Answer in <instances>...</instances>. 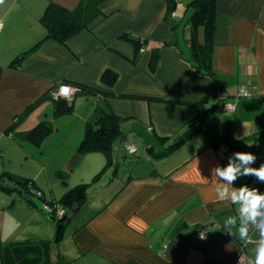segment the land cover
Returning <instances> with one entry per match:
<instances>
[{
  "label": "crops",
  "instance_id": "0c3cea01",
  "mask_svg": "<svg viewBox=\"0 0 264 264\" xmlns=\"http://www.w3.org/2000/svg\"><path fill=\"white\" fill-rule=\"evenodd\" d=\"M82 1L0 0V134L24 115L0 139V252L56 240L57 222L44 205L71 213L64 199L85 185L86 197L61 233L70 264H232L245 242L239 205L220 201L216 188L264 193V183L248 175L227 185L214 168L234 152L253 154L251 167H260L264 0H216L207 44L193 22V0H95L80 32L66 42L46 38L47 6L72 10ZM59 83L90 91L56 116L49 94ZM241 89L249 95L238 97ZM224 101L235 102V112L219 107ZM104 111L121 117L122 133L110 152H81ZM44 121L53 131L41 143L17 138ZM11 177L32 180L29 194L38 202L2 189ZM248 233L255 258L251 222Z\"/></svg>",
  "mask_w": 264,
  "mask_h": 264
},
{
  "label": "trees",
  "instance_id": "16d2710c",
  "mask_svg": "<svg viewBox=\"0 0 264 264\" xmlns=\"http://www.w3.org/2000/svg\"><path fill=\"white\" fill-rule=\"evenodd\" d=\"M215 3L216 0H193L192 2L196 8L193 19L194 25L197 27H203L206 37V44L209 42L214 30V21L216 15ZM94 6H97L95 0H83L78 5V7L72 10L60 6L54 2L50 3L47 6L42 18L43 22L48 27L46 38H55L61 42H66L71 36L77 34L86 26V22L90 17H92L93 11L95 9ZM201 53L202 55H206V59L210 58L208 47L204 46L201 49ZM71 85L77 88L75 96L90 91L81 85ZM49 97H52L51 92ZM72 102L73 101H67L66 99L55 100V115L60 116L70 113L72 111ZM23 116L24 115L18 116L14 125H12L9 130H6L2 134L9 135L13 133L16 123H18ZM121 121V117L115 113L104 111L96 124L89 125L87 133L81 142L80 151L110 152L114 139L116 136L122 133ZM52 131L53 128L51 124L47 121H44L39 123L34 129L28 132L16 133V136L21 140L33 139L36 142L41 143L52 133ZM192 132L195 131H191L190 134H192ZM182 141H180L178 144H180ZM175 146L176 144L172 146L173 149ZM11 179L15 184L29 193L31 185L33 184L32 180L18 177H11ZM1 186L2 189L9 191L14 189L9 185H4L3 182ZM85 188V185H80L67 193L64 199V204L70 208L71 213L65 209V214L63 217H57L54 214H50L58 225V235L56 240L42 241L40 243L28 242L12 244L3 247L0 252L2 264H70V261L65 258L59 248L60 239L62 236L61 233L71 215L74 213V211L79 209L84 198L86 197Z\"/></svg>",
  "mask_w": 264,
  "mask_h": 264
},
{
  "label": "clouds",
  "instance_id": "9594fccd",
  "mask_svg": "<svg viewBox=\"0 0 264 264\" xmlns=\"http://www.w3.org/2000/svg\"><path fill=\"white\" fill-rule=\"evenodd\" d=\"M241 91L243 93V89ZM255 160L256 157L251 153L234 152L228 157L227 164L217 165L214 172L216 177L227 182V185H233L239 178L248 175H254L260 183H264V165L252 168L251 165ZM242 166H244L243 171L241 170ZM216 193L220 201L230 200L233 204L239 205L238 232L242 240L246 241L249 238L248 222L255 225L258 233V241L254 249L256 264H264V193L252 190L246 185L229 191V187L224 184L217 186ZM226 223L229 226H234L237 221L235 218H228Z\"/></svg>",
  "mask_w": 264,
  "mask_h": 264
},
{
  "label": "built area",
  "instance_id": "2783aa9c",
  "mask_svg": "<svg viewBox=\"0 0 264 264\" xmlns=\"http://www.w3.org/2000/svg\"><path fill=\"white\" fill-rule=\"evenodd\" d=\"M1 22H0V28H1ZM77 88L75 86H72L68 83H59L54 89L51 91V96L53 99H66L67 101H73L75 94H76ZM246 93V94H244ZM249 93L247 92H241L238 94V97L241 96H247ZM219 107L224 109L228 112H235L236 110V104L235 102H228L224 101L219 104ZM3 137V134H0V139ZM128 149L130 152L135 153L136 147L133 144L128 143L127 144ZM0 155H2V151H0ZM257 181L255 179H252L250 182L251 186H255ZM38 196H41V192L36 193ZM44 210H46L49 214H54L57 217H63L65 214V209L62 207H56L55 205H52L50 203H46L44 205ZM226 235H230L231 233L226 232ZM200 235L202 238H206V233L204 230L200 231ZM253 242V237L251 236L248 238L244 243L240 244L238 251L236 253L235 258L233 259L232 264H256V258H254L248 251H247V245L249 243Z\"/></svg>",
  "mask_w": 264,
  "mask_h": 264
},
{
  "label": "water",
  "instance_id": "95a60500",
  "mask_svg": "<svg viewBox=\"0 0 264 264\" xmlns=\"http://www.w3.org/2000/svg\"><path fill=\"white\" fill-rule=\"evenodd\" d=\"M7 183H8V185L10 186V187H12V188H16V189H18V190H20L28 199H30V200H34L33 199V197L29 194V193H27L25 190H23L20 186H18L17 184H15L14 182H11L10 180H8V179H6L5 180Z\"/></svg>",
  "mask_w": 264,
  "mask_h": 264
},
{
  "label": "rangeland",
  "instance_id": "374dc122",
  "mask_svg": "<svg viewBox=\"0 0 264 264\" xmlns=\"http://www.w3.org/2000/svg\"><path fill=\"white\" fill-rule=\"evenodd\" d=\"M257 153H258L257 154V157L260 158V167H261V165H264V150L263 151H259L258 150ZM262 189L264 190V187ZM34 200L38 202V199L37 198H35ZM61 253L64 255L63 252H61Z\"/></svg>",
  "mask_w": 264,
  "mask_h": 264
}]
</instances>
